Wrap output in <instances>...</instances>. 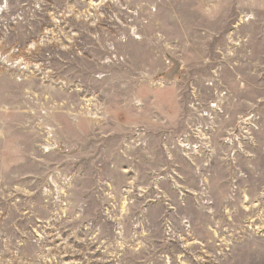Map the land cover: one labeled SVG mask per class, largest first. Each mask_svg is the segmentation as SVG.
I'll use <instances>...</instances> for the list:
<instances>
[{
    "label": "rangeland",
    "instance_id": "374dc122",
    "mask_svg": "<svg viewBox=\"0 0 264 264\" xmlns=\"http://www.w3.org/2000/svg\"><path fill=\"white\" fill-rule=\"evenodd\" d=\"M0 264H264V0H0Z\"/></svg>",
    "mask_w": 264,
    "mask_h": 264
}]
</instances>
